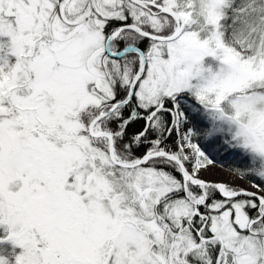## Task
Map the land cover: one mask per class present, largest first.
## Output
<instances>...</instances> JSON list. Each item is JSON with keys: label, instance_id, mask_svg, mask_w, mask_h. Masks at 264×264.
<instances>
[{"label": "snow or ice", "instance_id": "1", "mask_svg": "<svg viewBox=\"0 0 264 264\" xmlns=\"http://www.w3.org/2000/svg\"><path fill=\"white\" fill-rule=\"evenodd\" d=\"M0 264H264V0H0Z\"/></svg>", "mask_w": 264, "mask_h": 264}]
</instances>
